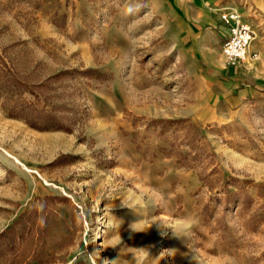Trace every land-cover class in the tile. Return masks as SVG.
<instances>
[{"label":"rangeland","instance_id":"rangeland-1","mask_svg":"<svg viewBox=\"0 0 264 264\" xmlns=\"http://www.w3.org/2000/svg\"><path fill=\"white\" fill-rule=\"evenodd\" d=\"M222 1L0 0V264H264V0Z\"/></svg>","mask_w":264,"mask_h":264},{"label":"built area","instance_id":"built-area-1","mask_svg":"<svg viewBox=\"0 0 264 264\" xmlns=\"http://www.w3.org/2000/svg\"><path fill=\"white\" fill-rule=\"evenodd\" d=\"M226 26V38L222 49L230 65H237L250 57V46L255 39V32L250 25L242 21L238 12L224 10L220 14Z\"/></svg>","mask_w":264,"mask_h":264},{"label":"crops","instance_id":"crops-1","mask_svg":"<svg viewBox=\"0 0 264 264\" xmlns=\"http://www.w3.org/2000/svg\"><path fill=\"white\" fill-rule=\"evenodd\" d=\"M202 2H205L206 3V5H210V6H208V8L209 9H215V8H217L218 6L217 5H219V4H221L223 1L222 0H201ZM223 9H224V7H222ZM218 9V10H215V13H218V11H222L223 9ZM213 15V11H212V13H211V17H213L212 16ZM217 17H215V20H214V22H215V24L217 25L218 24V21H217ZM222 24L224 25V27H225V29H226V26H225V24L222 22ZM216 28H217V26H215ZM220 28H222V26H220ZM218 33V32H217ZM218 35H219V33H218Z\"/></svg>","mask_w":264,"mask_h":264},{"label":"trees","instance_id":"trees-1","mask_svg":"<svg viewBox=\"0 0 264 264\" xmlns=\"http://www.w3.org/2000/svg\"><path fill=\"white\" fill-rule=\"evenodd\" d=\"M7 85L5 84V83H2L1 85H0V91H6L5 93H7L8 91H7V87H6ZM10 91V90H9Z\"/></svg>","mask_w":264,"mask_h":264},{"label":"bare ground","instance_id":"bare-ground-1","mask_svg":"<svg viewBox=\"0 0 264 264\" xmlns=\"http://www.w3.org/2000/svg\"><path fill=\"white\" fill-rule=\"evenodd\" d=\"M100 231H101V230H100ZM100 231H99V232L97 233V235H96V238H95L96 241L102 239V237H103L102 232H100Z\"/></svg>","mask_w":264,"mask_h":264}]
</instances>
